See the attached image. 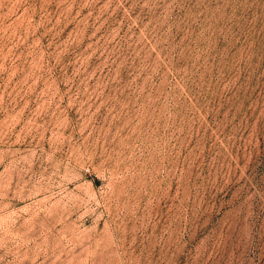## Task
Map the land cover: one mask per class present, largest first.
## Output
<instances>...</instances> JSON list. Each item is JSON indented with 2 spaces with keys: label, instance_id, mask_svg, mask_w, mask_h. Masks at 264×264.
I'll list each match as a JSON object with an SVG mask.
<instances>
[{
  "label": "rangeland",
  "instance_id": "1",
  "mask_svg": "<svg viewBox=\"0 0 264 264\" xmlns=\"http://www.w3.org/2000/svg\"><path fill=\"white\" fill-rule=\"evenodd\" d=\"M0 264H264V0H0Z\"/></svg>",
  "mask_w": 264,
  "mask_h": 264
}]
</instances>
